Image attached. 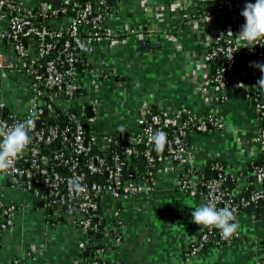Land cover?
I'll use <instances>...</instances> for the list:
<instances>
[{
    "label": "built area",
    "instance_id": "2783aa9c",
    "mask_svg": "<svg viewBox=\"0 0 264 264\" xmlns=\"http://www.w3.org/2000/svg\"><path fill=\"white\" fill-rule=\"evenodd\" d=\"M248 2L255 3V0H171L170 3L172 18L180 19V27H192L208 38V45L199 55V62L205 63L208 68L197 91L206 94V100L214 104L227 101L231 95H241L251 104L255 115L249 138L251 153L247 158L248 163L247 159L245 161V167H250L251 180L245 183V187L235 197L234 191L228 188L225 182L234 181L239 175L244 177V173L241 171L238 175L229 169L228 164L227 168H224L220 161L215 160L212 165L215 175L212 173L211 177L206 178L202 167L206 160L197 161L191 140L194 133L225 128L226 119L218 110H211L199 117L188 114L185 119H181L186 111L172 110L170 106H157L152 110V105H148L138 116L137 134L123 138L129 144L120 143V137L115 134L102 137L95 130L94 117L98 101L91 99L94 96L91 93L97 91L96 78L102 74L101 68L108 61L101 58L93 63L85 59L86 68H78L79 53L83 54L77 40H83V46H98L107 41L113 44L121 43L129 35L139 33L134 27L116 29L108 23L109 0H59L58 4H54L53 0H33V6H37L36 11L32 9V5H26L21 0H0V39L5 42L13 59L8 65L24 72L30 80L27 103L20 114L25 118L32 110L38 114L31 144L18 159L15 170L11 174H3L13 185L20 183V176L26 174L24 183L29 188L31 181H28V177L32 175L29 169L39 171L42 175L41 185L45 187L47 194L41 195L38 190L33 192L46 209L53 211L55 219L58 213L64 211L63 207L70 211H66L67 221L80 231L78 247L81 253L86 250V245L90 244L95 246L96 256H99L106 249V245L121 242L124 220L116 201L122 197L134 198L147 191L154 172L160 169L177 172L178 188L187 194L201 195L202 204L208 201L211 194L218 208L228 205L235 210L236 219L250 202L264 203V188L261 186L264 179V162L249 160L256 153L264 151V90L256 86L262 73L252 66L255 62L264 63V40L255 46L245 47L237 36L245 23L241 12ZM159 9H151L155 19L157 15L160 16ZM36 17H40L42 22L37 23ZM238 55L240 66L236 65L239 61ZM2 57L0 54V59ZM247 62H250V67H247ZM75 98L79 104L73 105L71 101ZM88 104L93 106L92 118L85 115V106ZM3 107L6 105L0 100V109ZM55 108L66 111L67 125L62 128L52 125L41 127V113L44 110L52 113ZM20 114L13 112L12 115L15 117ZM0 121L13 122L1 114ZM170 125L176 126L172 133L167 131ZM150 129H161L167 133L165 155L155 157L153 154L154 144H150L148 140ZM87 131L95 134L91 142L86 141ZM187 138L188 143L185 141ZM53 142L57 150L40 151L42 145ZM109 142L121 149L124 159L137 155L136 144H144L141 152L145 159V172L141 178H124L122 170L125 161L120 153H114L110 166H105L104 159L98 156H92L86 161L87 172L106 173L105 185L86 182L78 165L79 157L87 154L90 145L99 143L104 151ZM238 142L240 148L244 149L247 140L239 137ZM211 158L223 159L218 152L210 154L207 159ZM22 161L27 162V168L22 166ZM59 165L64 167L65 173L58 170ZM73 176L84 178L86 193L70 192L67 182ZM98 196H102V200L108 197L115 201L114 209L109 213L111 220L102 227V218L96 212ZM15 211V203L0 199V235L12 228ZM262 220L264 222V216ZM100 230L103 235L94 238ZM217 240L222 241V245H232L246 239L241 229L237 235L225 240L218 229L205 227L197 238L192 239L193 245L190 248L188 246L185 255L196 256L205 243ZM246 241L252 244L253 264H264V237L258 239L252 235ZM84 258L89 259L88 256ZM90 260L89 262L94 263L97 259Z\"/></svg>",
    "mask_w": 264,
    "mask_h": 264
},
{
    "label": "crops",
    "instance_id": "0c3cea01",
    "mask_svg": "<svg viewBox=\"0 0 264 264\" xmlns=\"http://www.w3.org/2000/svg\"><path fill=\"white\" fill-rule=\"evenodd\" d=\"M21 1L26 5L33 2ZM113 2L109 0L108 23L116 29L134 27L139 33L129 35L121 43L107 41L98 46H83L87 60L108 61L101 68L104 74L96 78L97 93H91L94 95L91 99L98 101L95 130L102 137L135 135L139 130L138 116L148 105L170 106L172 110H183L197 117L218 110L227 122L223 130L229 129V144H234L229 156L218 153L229 169L239 175L251 153L249 138L255 115L251 104L241 95H231L227 101L214 104L206 100V94L197 91L208 68L199 62L208 38L192 27H180V19L172 18L171 0ZM153 7L160 8L157 19L151 14ZM0 54L3 56L0 100L20 114L27 103L30 80L24 72L9 67L12 55L1 39ZM250 65L249 62L247 67ZM110 69L113 79L109 78ZM120 126L127 131L120 134ZM197 134L191 140L197 161L203 162L211 153L197 148ZM239 137L247 140L244 149L240 148ZM133 172L137 178L142 177L135 166ZM247 174L238 176L236 194L248 182L250 172ZM176 180L177 172L157 170L147 191L116 201L124 220L121 242L106 245L99 259L92 263L79 250L81 234L77 227L69 221H55L52 211L44 207L24 181L13 185L0 173V199L16 205L12 228L0 235V264H253L252 244L246 240L252 235L263 238L264 222L249 213L240 214L236 219L245 241L210 246L192 257L185 255L192 239L205 228L193 223L191 217L194 208L202 204V198L199 194L182 192ZM114 204L108 197L102 200L107 214L114 209Z\"/></svg>",
    "mask_w": 264,
    "mask_h": 264
},
{
    "label": "clouds",
    "instance_id": "9594fccd",
    "mask_svg": "<svg viewBox=\"0 0 264 264\" xmlns=\"http://www.w3.org/2000/svg\"><path fill=\"white\" fill-rule=\"evenodd\" d=\"M241 15L244 17L245 23L237 36L245 44V47L259 44V41L264 40V0L246 3ZM252 66L261 71L262 75L257 80L256 86L264 90V63L255 62ZM241 85L239 86L241 87ZM37 119V112L32 110L23 121L12 123L0 121V173L11 174L15 170L18 159L32 142L30 133L35 129ZM126 131L124 126L118 128L120 134ZM148 140L150 144L155 145V151L162 152L168 143L167 133L161 129H150ZM83 180L84 178L81 176L69 178L67 183L70 192L73 194L86 193L87 185L83 183ZM191 217L192 222L199 226L218 229L221 237L225 240L237 235L240 228L235 210L228 205L218 208L211 194L206 203L194 208Z\"/></svg>",
    "mask_w": 264,
    "mask_h": 264
},
{
    "label": "trees",
    "instance_id": "16d2710c",
    "mask_svg": "<svg viewBox=\"0 0 264 264\" xmlns=\"http://www.w3.org/2000/svg\"><path fill=\"white\" fill-rule=\"evenodd\" d=\"M32 5V9L34 11L37 10V6L33 4H30L29 6ZM35 21L37 23H41L42 20L40 19V17H36L35 18ZM4 42V41H3ZM5 43V42H4ZM85 56L81 55L79 53V62L77 63V67L82 69V68H86V64L84 61L85 60ZM237 60H239L238 62H236V65H239L240 66V56L238 55V58ZM260 71V70H259ZM261 72V71H260ZM72 109V108H71ZM71 109H68L69 111ZM156 109V106L155 105H152V110ZM0 114L4 117H6L8 120H11V121H23L25 120V116L23 114H20V115H15V117L12 115L13 114V111L8 108V107H3L2 109H0ZM189 113H183L182 116H181V119H185L186 116L188 115ZM12 116V117H10ZM68 123V120H67V115H66V111L65 110H61L59 108H55L54 112L50 113L49 111H43L40 115V126L43 127V126H48V125H52V126H56V127H64L65 125H67ZM87 125H89L88 123H86ZM39 126V125H38ZM89 127V126H88ZM176 129V126L174 125H170V127L167 128V131L169 133H172L174 130ZM30 135H32V132L30 133ZM95 134L92 132L90 133L89 131L86 132V141L88 142H91V138L92 136H94ZM185 141L188 143V138L185 139ZM119 142L122 143V144H129L127 143V141L123 138H120L119 139ZM41 152H49L50 150L54 151V150H57V146L55 145V143H51V144H48V145H42V147L40 148ZM144 149V144L143 143H138L136 144V150H137V155L135 156H132L130 158H126L124 159V157L122 156V151L121 149L116 145L114 144L113 142H109L108 143V147L106 150H102V145L99 144V143H95V144H92L90 145V148L87 152L86 155L82 156V157H79L78 159V165L80 166L81 168V171L84 173V177L85 179L87 180L86 182L89 184L90 182H95L97 184H101L102 186L105 185V181H106V173L105 172H102V173H89L86 171V161L89 160L92 156H98V157H102L104 159V164L105 166H110L112 164V155L114 153H120L121 154V157L123 158V160L125 161V165L123 166V170H122V176L124 178H131L129 177V173L130 171L128 170L127 166L129 164H133L135 166V168H137L139 170V172L141 173L142 172V176L144 175V172H145V159L143 158L142 156V150ZM152 152L153 154L155 155V157H158L160 155H165L166 154V148H164V150L162 152H157L155 151V145L152 146ZM144 159L143 161L141 159ZM252 159H249V160H253L255 162H258V163H262L264 162V151H261V152H258L256 153L253 157H251ZM217 160V161H220L224 168H227V163L224 159H220V158H216V159H207L202 167H203V170L204 172L206 173V178L208 177H211L212 176V173H213V169H212V165H213V162ZM247 163H248V159H247ZM22 166L27 168V162L26 161H22ZM58 170L65 173V169L63 166H58ZM29 171L32 173L31 176L28 177V181H31L30 183V186H29V190H38V193L39 194H47V191L45 189V187H42L41 185V179H42V175L39 174V171L37 169H29ZM244 174H247L249 171H250V167L249 165H247V167H245L243 170H241ZM88 173V174H87ZM134 173V172H133ZM214 174V173H213ZM248 175V174H247ZM132 179H137V176H136V173H134V177ZM248 181L251 180V177H249V179H247ZM226 185L228 186V188H230L232 191H234V188H236L237 186V179L235 178L234 181H226L225 182ZM263 188H264V179L262 181V185H261ZM203 190V189H202ZM104 192V191H103ZM244 193V192H243ZM242 193V194H243ZM234 196L236 197V193L234 192ZM97 199V203H98V209H97V213L101 216V227L102 225L105 226V224H109L110 220H111V217H110V214H106L104 208H103V205H102V196H98L96 197ZM73 207V206H72ZM64 211L62 213H58L57 217H56V220L55 221H60V222H66L67 221V217H66V214L67 213H70V211H67V208L66 207H63ZM67 211V213H66ZM53 212V211H52ZM246 214V213H249V214H252L254 215L255 217L257 218H261L263 219V216H264V203L263 201H258V202H250L248 207L246 209H244L243 211H241L238 216L240 214ZM237 216V217H238ZM92 232H90V235L92 236L91 234ZM103 234H102V231L100 230L98 233L95 234L94 238H99L101 237ZM193 245V243H190L188 246L189 248ZM214 245H222V241H209L207 243L204 244L203 248L201 249V251H204L206 248L210 247V246H214ZM86 253V254H85ZM88 253V255H87ZM83 256H88L89 259H99V256L97 255L96 256V253H95V246H92L90 244H87L86 245V250L84 252L81 253ZM88 259V260H89Z\"/></svg>",
    "mask_w": 264,
    "mask_h": 264
},
{
    "label": "rangeland",
    "instance_id": "374dc122",
    "mask_svg": "<svg viewBox=\"0 0 264 264\" xmlns=\"http://www.w3.org/2000/svg\"><path fill=\"white\" fill-rule=\"evenodd\" d=\"M99 94L101 95L103 94L102 90L99 91ZM76 100L77 98L72 100L71 103H73V105L79 104L76 103ZM195 144L199 150H201L202 152H206L207 154L208 153L213 154L220 151L221 153L223 152L228 156H229V150H232L234 145V144L233 145L229 144V129L227 130L212 129L206 133H198Z\"/></svg>",
    "mask_w": 264,
    "mask_h": 264
},
{
    "label": "water",
    "instance_id": "95a60500",
    "mask_svg": "<svg viewBox=\"0 0 264 264\" xmlns=\"http://www.w3.org/2000/svg\"><path fill=\"white\" fill-rule=\"evenodd\" d=\"M58 1H59V0H53V3H54V4H58ZM113 1H117V2H119L120 0H111L112 3H114ZM77 43H78L79 45H81V47H80V51H81L82 54H84V52H83V44H84L85 42H84L83 40L78 39V40H77ZM220 58H221V57H220ZM111 72H112L111 69L108 70L109 78H112V79H113V75H111V74H112ZM102 74H104V73H102ZM121 80H122V78H121ZM85 115H86L87 118H92V117H93V106H92V105L88 104V105L85 106ZM57 143H58V142H57ZM141 160L143 161L144 159L142 158ZM16 165H18V162L16 163ZM27 166H28V165H27ZM127 168H128V170L130 171V173H129V177L133 178V177H134V173H133L134 165H133V164H129V165L127 166ZM87 174H88V173H87ZM214 175H215V174H214ZM20 180H21V181H25V180H26V174H22V175L20 176ZM246 197L248 198V193H246Z\"/></svg>",
    "mask_w": 264,
    "mask_h": 264
}]
</instances>
